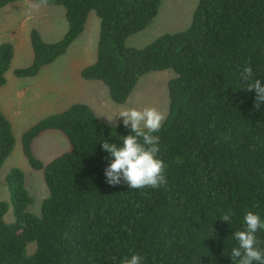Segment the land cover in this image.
I'll return each instance as SVG.
<instances>
[{
	"label": "trees",
	"instance_id": "16d2710c",
	"mask_svg": "<svg viewBox=\"0 0 264 264\" xmlns=\"http://www.w3.org/2000/svg\"><path fill=\"white\" fill-rule=\"evenodd\" d=\"M23 0H0V8ZM65 9L63 37L46 42L33 28L32 62L14 70L36 76L83 32L88 14L99 17L94 63L85 80L103 82L112 102L123 104L140 77L171 69L169 111L156 135L167 184L157 189L109 185L111 159L99 142L119 143L123 123L109 124L82 102L41 118L21 135L29 165L43 172L48 195L40 210L25 173L5 176L10 202L0 199V264H120L138 253L142 264H232L228 254L248 211L264 219V106L243 89L245 66L264 82V0H199L187 29L165 33L144 47L126 45L157 15L161 0H32ZM14 56L0 43V87ZM61 131L70 144L44 163L33 141ZM12 125L0 107V171L15 147ZM12 205L14 220L5 221ZM230 214V221L221 216ZM264 248V231L256 233ZM34 243L29 248V244Z\"/></svg>",
	"mask_w": 264,
	"mask_h": 264
},
{
	"label": "rangeland",
	"instance_id": "374dc122",
	"mask_svg": "<svg viewBox=\"0 0 264 264\" xmlns=\"http://www.w3.org/2000/svg\"><path fill=\"white\" fill-rule=\"evenodd\" d=\"M198 2L199 0H161L157 15L143 30L130 35L126 40V45L141 48L165 33H174L187 29L192 22ZM38 4H41L47 10H53V14L49 11L50 13L47 14V17L45 16L51 22L50 29L52 28L47 39L49 41L52 40L50 42L59 40L63 37L68 26L64 15L65 9L62 6ZM3 12L5 10L0 8V20H5L4 18L7 15L5 14L4 16ZM39 23L37 22V24ZM99 25L100 20L96 12L94 10L90 11L83 32L73 41L65 53L60 55L52 64L47 65L49 74L44 76L49 77V79L69 80L71 77L70 73L75 71L73 70L75 64L79 63V65L87 66L94 63L97 55ZM24 37L26 36L24 35ZM2 41H8L7 37H1L0 42ZM28 44L29 48H32L30 39ZM22 46L23 40L20 45H15L16 52L11 63L14 66L25 67L30 64V60L26 57V49H23ZM174 76L175 73L171 69L152 71L142 75L123 104L112 102L106 85L101 81H96L100 89L95 92V102H93L92 106L95 107L96 110H94L97 114L109 124L122 123L123 118L115 116L124 109L155 107L163 116L162 124L169 111L168 82ZM52 110H55V108L29 109V112H26V116L20 118V121L13 117L12 127L18 143L0 171V199L10 202V191L5 182V176L13 167H19L23 170L26 186L34 198L33 204L29 207V210L33 213L39 212L42 199L48 195V189L44 181L43 172L33 169L23 153L21 134L41 118L58 113L52 112ZM107 117L115 118L109 121ZM69 148L68 139L61 131H45L36 138L34 153L40 160L47 163ZM4 218L8 223L14 220L12 205L9 206ZM33 245L34 243L29 244V248Z\"/></svg>",
	"mask_w": 264,
	"mask_h": 264
},
{
	"label": "clouds",
	"instance_id": "9594fccd",
	"mask_svg": "<svg viewBox=\"0 0 264 264\" xmlns=\"http://www.w3.org/2000/svg\"><path fill=\"white\" fill-rule=\"evenodd\" d=\"M240 75L241 80L247 83L243 89L255 93L254 107L264 106V82L251 79L250 66H245ZM115 117L123 118V126L129 129V134L120 136L119 143L99 142L111 157L103 169L106 182L113 186L123 182L130 190L157 189L166 185V165L158 156L160 137L156 135L161 127L162 114L155 107H144L124 109ZM114 118L107 117L109 121ZM220 219L229 223L230 214ZM242 223L243 230L232 233L236 245L231 248L228 257L232 264H264V248L259 247L260 241L256 236L258 230L264 231V219L258 213L248 211ZM142 260L140 254L132 253L124 257L120 264H142Z\"/></svg>",
	"mask_w": 264,
	"mask_h": 264
},
{
	"label": "crops",
	"instance_id": "0c3cea01",
	"mask_svg": "<svg viewBox=\"0 0 264 264\" xmlns=\"http://www.w3.org/2000/svg\"><path fill=\"white\" fill-rule=\"evenodd\" d=\"M38 3L40 2L32 0L10 3L2 7L5 10V12H3L4 16L5 14L7 15L4 18L5 20H0V38L6 36L8 40L6 42H11L13 44L14 55L16 52L15 45H20L23 40L22 47L26 49V57L30 60V63L33 59V49L29 48L28 44L31 29H37L44 41H52L47 39L50 36L52 28L50 29L51 22L47 20L45 16L47 17V14L50 12L52 13L53 10H47ZM37 22L40 23L37 24ZM24 35L26 37H24ZM83 67L85 66L79 65V63L75 64L73 66V70L75 71H73V73L69 72L71 76L70 79L60 80L57 78L49 79V77L44 76L49 74L47 65L43 66L36 76L17 77L14 74V70L19 68V65L14 66L11 64L6 74V83L0 87V107L9 119L11 125L13 117L20 121V118L25 117L29 109L55 108L52 112H61L77 102L88 104L95 114L104 121L95 111V107L92 106L93 102H95V92L100 89V86L96 83V80H85L81 77L80 70ZM64 106L68 107L65 108ZM14 136L16 147L18 142L15 134ZM35 140L33 141V149Z\"/></svg>",
	"mask_w": 264,
	"mask_h": 264
}]
</instances>
